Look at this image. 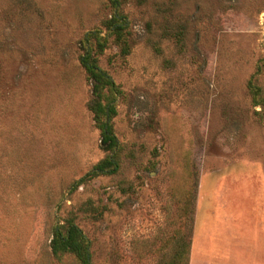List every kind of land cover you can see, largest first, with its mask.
Returning a JSON list of instances; mask_svg holds the SVG:
<instances>
[{"label":"rangeland","instance_id":"1","mask_svg":"<svg viewBox=\"0 0 264 264\" xmlns=\"http://www.w3.org/2000/svg\"><path fill=\"white\" fill-rule=\"evenodd\" d=\"M0 0V264H264V0ZM117 87L110 155L80 41Z\"/></svg>","mask_w":264,"mask_h":264},{"label":"trees","instance_id":"2","mask_svg":"<svg viewBox=\"0 0 264 264\" xmlns=\"http://www.w3.org/2000/svg\"><path fill=\"white\" fill-rule=\"evenodd\" d=\"M109 2L113 13L104 23L103 28L116 37V41H119L126 36L129 25L120 11L121 0H110ZM99 38L98 29L83 35L79 43L81 48L79 64L86 73L90 85L88 110L100 132L102 144L106 150L111 152L92 168V172L95 175H110L115 173L118 167L114 159L117 140L110 125L115 112L117 87L96 61V56L103 47ZM50 248L54 256L70 254L78 264H91L89 241L72 221H64L63 225L57 224L53 227Z\"/></svg>","mask_w":264,"mask_h":264}]
</instances>
